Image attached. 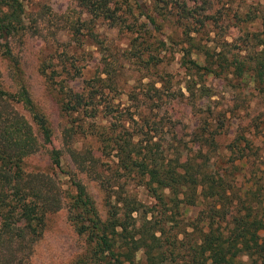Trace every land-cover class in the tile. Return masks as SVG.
<instances>
[{
    "label": "trees",
    "instance_id": "obj_1",
    "mask_svg": "<svg viewBox=\"0 0 264 264\" xmlns=\"http://www.w3.org/2000/svg\"><path fill=\"white\" fill-rule=\"evenodd\" d=\"M159 1L76 0L80 19L66 28L65 47L101 46L95 32L100 21L134 35L130 57L151 71L142 93L127 95L139 112L137 121V113L116 110L121 106L105 97L106 88H116L111 62L105 61L82 90L58 92L67 116L84 112L97 120L102 106L92 137L99 154L113 158L115 174L101 178L104 216L80 180H72L64 195L52 176L25 169V160L46 146L50 165L60 169L62 151L52 147L50 124L24 84L17 82L12 92L0 84V264H29L47 216L64 203L67 220L84 240L83 252L67 264H264V114L242 126L236 104L217 109L203 103L206 76L264 98V12L238 11L227 23L243 32L235 39L239 47L223 40L219 49L211 46L214 31L208 28L220 19L207 12L209 1L172 0L173 28L166 26L170 19ZM28 2L0 0V48L9 62V41L27 30L37 32ZM256 23L261 30L250 31ZM178 27L180 42L173 35ZM167 44L171 55L181 54L185 78L179 91L173 90L170 74L159 69ZM13 68L17 73L16 63ZM176 104L190 110L186 132L169 116ZM146 111L159 119L150 120ZM67 152L83 169L76 149ZM128 184L143 188L152 203L128 194L123 189ZM189 208H198L195 216H187Z\"/></svg>",
    "mask_w": 264,
    "mask_h": 264
},
{
    "label": "rangeland",
    "instance_id": "obj_2",
    "mask_svg": "<svg viewBox=\"0 0 264 264\" xmlns=\"http://www.w3.org/2000/svg\"><path fill=\"white\" fill-rule=\"evenodd\" d=\"M171 1L161 0L156 4L162 13L170 19L166 22V26L173 28L176 24L173 22V11L169 6ZM206 1L210 2L207 12L215 14L220 19L217 28L212 25L208 28L214 31L210 34V37L214 38L211 44L213 48L222 49L220 43L223 40L233 43L232 49L239 47L240 40L235 39H238V36L243 32L238 33L236 28H232L233 26L227 23L233 21L232 17L238 11L250 9L264 12V0ZM28 5L30 13L37 20V32L27 30L19 37L9 41L12 53L11 62L2 56L0 48V84L3 89L9 92L14 91L17 82L20 81L24 84L34 105L50 124L52 147L62 151V166L60 169H56L50 165L46 152L50 147L46 146L25 160V169L52 176L56 185L62 188L64 195L71 191L72 180H80L94 200L99 214L104 216L106 207L105 195L100 186L101 178H113L115 174H113V158L101 156L98 152L99 144L92 137L102 121L100 119V116L104 114L101 111L102 106H99L97 110L99 115L97 120L89 117V114L86 116L84 112L67 116L61 110L58 92L62 87L64 90L68 87L74 90H82L86 85L85 81L92 80L100 74L105 61L111 62L115 66L113 77L116 79V88L115 90L106 88L104 90V93H107L105 97L109 101L114 100V103L121 106L116 110H122L124 113L127 110L130 113H137L134 114V119L137 121L139 112L138 110L136 112L133 104L128 102L127 95L130 93L141 94L145 84L152 80L149 76L151 71L141 70L138 62L130 57L132 54L130 40L134 35H129L124 30L112 27L103 21H100L95 28V32L102 42L101 46L78 48L71 45V47H65V44L70 41L66 32L67 26L70 23L75 25L81 16L76 0H29ZM255 29L261 30L260 23L249 27L250 31H255ZM168 31L167 33H170V30ZM83 32L85 33V31ZM181 32L182 29L178 27L173 34L176 42H180L178 34ZM163 38V36L160 37V39ZM161 49L163 52L160 57L165 58L159 69L161 72L170 74L173 90L179 91L181 90L179 87L183 86L185 78V70L180 66L179 61L181 54L171 55L172 51L169 50V44L166 48ZM192 58L196 59V56H192ZM200 61L202 58H199ZM14 63H16L17 73L14 72ZM152 72L155 71L152 70ZM144 76L145 78H143ZM102 77L104 76L102 75ZM204 79V87L208 92V96L203 102L205 105L219 109L221 107L230 108L236 104L240 107V118L237 119V124L242 126L253 119L262 118L264 98L256 96L254 93L236 92L227 86L224 78L206 76ZM106 102L101 101V104ZM144 113L148 114L147 111ZM169 116L173 121L180 122L179 127L185 132L192 125L190 110L186 106L176 104ZM154 117L152 113L148 114L150 120H153ZM158 119L155 117L156 121ZM72 121L74 122L73 125H71ZM130 124L132 125V123ZM66 130L69 131V136L66 135ZM71 147L78 152L80 161L85 162L83 169L78 168L68 154L67 149ZM124 180L125 178L119 177L120 182ZM123 189L144 204L150 205L153 201L141 187L128 184ZM197 211L198 208H189L187 216L193 217ZM83 250V237L76 234L67 220V208L64 203L60 210L47 216L45 231L33 248L29 264H67L81 254ZM137 257L139 258L140 254Z\"/></svg>",
    "mask_w": 264,
    "mask_h": 264
}]
</instances>
